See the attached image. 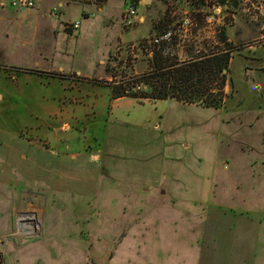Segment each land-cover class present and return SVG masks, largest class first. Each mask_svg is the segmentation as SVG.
Returning a JSON list of instances; mask_svg holds the SVG:
<instances>
[{
	"label": "rangeland",
	"instance_id": "obj_1",
	"mask_svg": "<svg viewBox=\"0 0 264 264\" xmlns=\"http://www.w3.org/2000/svg\"><path fill=\"white\" fill-rule=\"evenodd\" d=\"M104 1L69 0L61 9L58 1H50L62 23H80L77 31L63 25L64 57L58 63L64 71L0 66L15 94L13 82L21 91L29 85L30 93L24 90L19 97L22 103L25 97L34 99L35 114L27 119L28 109L16 98L0 104V115L18 122L16 134L0 135V170L5 171H0V231L10 234L0 237V247L5 249L11 238L28 244L19 253L22 264H264V13L258 20L247 17L246 10L254 12L249 9L253 0L246 5L240 0H107L101 6ZM216 4L223 22L206 24ZM130 5L137 10L136 21L127 17ZM185 15L194 18L190 32L174 31ZM166 29L172 38L164 43L169 46L164 53L180 64L222 49V38L231 45L221 105L167 99L155 107L140 105L139 114L138 108L120 112V118L159 122L156 132L140 120L137 128L122 125L135 137L127 147L137 144L139 151L121 154V127L104 137L98 119L84 113L109 112L110 104L101 109L100 101L116 100L114 85L148 68L152 41ZM23 30L31 41L33 25ZM40 84L62 91L53 92L61 115L36 116L37 99L45 93ZM7 144L18 152L15 157ZM149 148L159 154L148 156ZM152 166L160 177L157 184L144 189L125 179L149 175ZM171 169L179 174L183 169L186 181L203 180L211 187H194L200 197H193L194 204L185 201L181 190L170 186L178 173L170 174ZM4 177L11 186H1ZM16 196L22 211L10 221ZM19 220L37 233H16Z\"/></svg>",
	"mask_w": 264,
	"mask_h": 264
},
{
	"label": "crops",
	"instance_id": "obj_2",
	"mask_svg": "<svg viewBox=\"0 0 264 264\" xmlns=\"http://www.w3.org/2000/svg\"><path fill=\"white\" fill-rule=\"evenodd\" d=\"M50 1L51 2L58 1L57 3H58L59 9H61L64 5H67L68 4L67 1L69 2V0H38L35 7L32 10H21V9H16V8L12 7L9 4V0H0V66L12 65V66H27V67L34 66V67H38L41 65L42 66L45 65L46 67L55 66V67H57L58 71L59 70L64 71L63 66L61 64H59L58 62H59L60 58L64 57V53H63V50L61 49V47L59 46V42L63 38V31L62 30H63V25L65 23H62L59 16H57L51 12L55 7L50 8L48 6ZM62 1H64V3H62ZM106 3H107V0H105L101 6H104ZM90 4H95V3L92 2ZM95 6H97V5L95 4ZM101 8L102 7H98V9H101ZM86 19H88V18H86ZM25 25H33V36H34V38L31 41L24 39V36H25L24 32L25 31L23 29H24ZM11 26H14V27H12V29H11ZM39 37H41V38L39 39ZM34 39L37 40L36 43H32L34 41ZM18 53H21V56L16 58ZM13 58H15V59H13ZM41 80L42 79H40L38 81V83H40ZM50 80L53 82L56 81L55 78H53V79L51 78ZM7 81L8 80H6V79H4V77H2V74L0 72V104L3 106L8 105V102H10V100H13L14 98H16L17 101L22 103V99H21L22 95H20V94H22V92L24 90H27L30 93V91L28 90L29 85H25L24 86L25 89L23 88V91H21L20 88H22V86H20V85L17 86L13 82L12 85L15 87L16 92L18 94L17 95L13 92V90L11 88H9ZM5 82H6V84H5ZM45 82H48V81L45 80ZM45 86H46V84H45ZM45 86H42L45 89V93L43 94V96L41 95L37 99V104L40 107L39 108L37 106V108L40 109V113H38L36 116L42 117L43 114L45 116H48V117H52L53 115L58 116L59 114L61 115V111H62L61 108H63V107L60 106L59 102H56L54 100L55 97L53 95L54 94L53 92L56 91L57 94H60V93H62V91L51 89L50 86H47V87H45ZM61 88H62V90H64L65 86H63ZM19 96H21V97H19ZM80 101H82V100H80ZM100 102H101L100 103L101 107L99 105V108H101V109H103V108L106 109L107 105L110 104L111 107H110L109 112L104 114L103 111H102V113L95 111L93 113V109H91L90 110L91 114H89V113H84V114L87 115L86 118H88V119H98V121H96V124H99V126H101V128L103 129L104 137H105V134H108L111 131L112 127H115V126L121 127L120 128L121 129L120 141L124 142L123 143L124 150L121 151V154H124V155H131L135 152H138L139 149L137 150V146H136L137 144L134 145L133 149H130L129 145L127 147L126 143H129L127 141H131V142L135 141V137L130 136L127 133V131L130 129V127L124 128V127H122V125L127 124L128 126H132V127L137 128L138 124L141 125L140 124V121H141L142 124L143 123H146V124L149 123L151 128L153 129V131L156 132L159 128V122L156 123V119L152 120V118H150V119H136V120L135 119H126L124 117L120 118L118 113H120V112H131V110L133 108H134L133 110H135V108H138L136 110V112L139 114L141 112V110H140L141 107H139L140 105L155 107V106L162 105V104L166 103L165 100H158V101H154V102H146V101L139 102L134 98H126V97L125 98H119L116 100H111L110 102H108L107 98H103L102 101H100ZM84 103L85 102L79 103L80 104L79 106L82 108H87L85 106L87 104V102L85 104ZM22 104H24V106L29 111V114H26L27 119L33 118V116H35V114L33 113L34 99L29 98V97H25L24 103H22ZM170 105L175 106V104L173 105V103H171ZM81 111H83V110H81ZM40 114L42 116H40ZM42 119H43V117H42ZM52 119H55V118H52ZM100 119H103V121H101ZM105 119H107V120H105ZM158 119H159V117H158ZM115 124H119V125H115ZM139 127H141V126H139ZM17 128H18V122H16V120L13 121L12 119H5V117H3V115H0V135L1 134L2 135L3 134L8 135V137L10 138L12 133L16 134L18 132ZM27 143L30 144V141ZM58 143H60V142H58ZM63 146L66 149L69 148V142H68V144L63 143ZM6 148L10 149V152L12 155L13 149L11 148V146H9L7 144ZM128 148H129V150H128ZM17 153L18 152L16 151V154ZM16 154H13V156L15 157ZM157 154H159V153L153 152L152 149L148 150V156L149 155L155 156ZM8 156L9 155H6L5 157H8ZM20 158H27V157H24V155H21ZM7 161H8V159L4 160V163L6 165V169L9 168V166L7 165ZM151 168H152V170H151V173L149 175H145V176L140 177L136 180L129 179L128 177L125 179L129 180L130 184L133 183L134 186H136V187L142 186L144 189L149 184H157V182L155 180L158 181V178H160L159 174L156 173V167L152 166ZM0 171H3L5 173L4 167ZM20 171H25V173L27 175V169H22ZM3 172H0V174ZM124 172H126L125 169H124ZM170 172H171L170 174L173 175L175 172H178V169H175L173 172L171 169ZM182 172H183V169L181 170L180 174H179V172L175 173V179L172 178L173 181H171V182H173V183H171L170 186L181 190V192L183 193V196L185 197V198L184 197H181V198L182 199L184 198L185 201H189L192 204H194L193 201L195 199H198V197H200L201 192L199 190L196 191L193 188L198 187L199 189L200 188L209 189L211 187L210 183L209 182L207 183L206 181H203V180L194 181L196 179H191V180L186 181V177L181 175ZM167 173H168V170H167ZM126 174H127V172H126ZM180 175H181V179H176ZM22 176H24V175L22 174ZM18 177H19V172L17 174V179H18ZM8 185L11 186L10 183H8V177H4V179L1 181V186L4 188ZM151 186H153V185H151ZM207 191H209V190H207ZM202 193L208 194V192H206V191L205 192L203 191ZM195 196H196V198H195ZM1 200H2V198H1ZM19 206H20V203L18 202V199L16 196L15 199L12 200L11 206H10V213H9L10 214V221H13L15 215H17L19 213V211H22V208H19ZM6 208H9V205ZM6 208H3V210ZM207 214H210V213H207ZM5 221H6V219H5ZM9 235L10 234L7 231H6V233L4 231L3 232L0 231V237H6V236L8 237ZM41 236H43V233H41ZM15 239L16 238H14L12 240V238H11L9 241L6 240V241H8V246H5V249L0 247L1 248L0 249L1 264H22L21 258L24 256L23 255L20 256V254H21L23 249L28 248V244L22 243L23 241L19 242L17 239L16 240ZM1 242H2V240L0 241V244H1ZM15 242H17L18 244ZM2 247H4V244ZM24 264H26V262H24Z\"/></svg>",
	"mask_w": 264,
	"mask_h": 264
},
{
	"label": "trees",
	"instance_id": "obj_3",
	"mask_svg": "<svg viewBox=\"0 0 264 264\" xmlns=\"http://www.w3.org/2000/svg\"><path fill=\"white\" fill-rule=\"evenodd\" d=\"M177 29L178 27H173L174 31ZM167 31L163 30L162 33ZM224 41L223 38L220 40L225 45L222 49L217 48L208 54L192 55L185 64H180L176 56H170L169 51L164 53L169 47L164 42L159 45L152 44L151 58L147 61L148 68L136 79L131 77V80H120L111 89V98L154 101L172 99L184 104L197 103L206 108H218L224 96L222 89L225 73L232 54L231 45H226ZM142 46L146 47L145 44Z\"/></svg>",
	"mask_w": 264,
	"mask_h": 264
},
{
	"label": "built area",
	"instance_id": "obj_4",
	"mask_svg": "<svg viewBox=\"0 0 264 264\" xmlns=\"http://www.w3.org/2000/svg\"><path fill=\"white\" fill-rule=\"evenodd\" d=\"M38 0H9V4L16 8V9H21V10H32ZM242 2V4L246 5V2H250V0H240ZM220 4H216L214 5V14L207 16L205 18V23L209 24V25H214L217 22L222 21L223 22V18L220 16ZM249 9L254 10V12L252 11L251 13L248 12V10H246V15L247 17L250 16L251 19L254 20H258V16H263L264 13V0H253L252 2H250L249 5ZM53 14H55L57 11L56 9H53L51 11ZM127 17L128 18H132L135 21L137 20V10L135 7H132V5H130L127 9ZM194 25V18L191 15H185L181 21V24L178 27L179 30L182 31L183 34L185 33H189L191 28ZM80 23L79 22H73V23H65V26L68 30L71 31H77L79 29ZM172 31H167L166 33H164V35L162 37H160L159 39H154L153 40V44L155 45H159L160 43H168L171 38H172ZM262 39V38H261ZM28 229V230H27ZM20 233V234H24V235H35L37 232H35L33 230V228H29L26 227L25 230H17L16 233Z\"/></svg>",
	"mask_w": 264,
	"mask_h": 264
},
{
	"label": "bare ground",
	"instance_id": "obj_5",
	"mask_svg": "<svg viewBox=\"0 0 264 264\" xmlns=\"http://www.w3.org/2000/svg\"><path fill=\"white\" fill-rule=\"evenodd\" d=\"M24 221H25V220H24ZM18 223H19V224H20V223L22 224V220H19ZM21 224H20V225H21ZM23 224H24V223H23ZM23 224L21 225V229H22V230H25V229H26V226H24ZM19 229H20V228H19ZM27 230H28V229H27Z\"/></svg>",
	"mask_w": 264,
	"mask_h": 264
},
{
	"label": "water",
	"instance_id": "obj_6",
	"mask_svg": "<svg viewBox=\"0 0 264 264\" xmlns=\"http://www.w3.org/2000/svg\"><path fill=\"white\" fill-rule=\"evenodd\" d=\"M0 264H1V260H0Z\"/></svg>",
	"mask_w": 264,
	"mask_h": 264
}]
</instances>
